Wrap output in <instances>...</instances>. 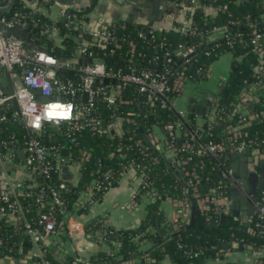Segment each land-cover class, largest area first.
<instances>
[{
	"label": "trees",
	"instance_id": "1",
	"mask_svg": "<svg viewBox=\"0 0 264 264\" xmlns=\"http://www.w3.org/2000/svg\"><path fill=\"white\" fill-rule=\"evenodd\" d=\"M181 2L190 4L189 0ZM9 3L10 0H0V4L5 5L0 9V16L8 18L17 11L21 15L19 27L27 28L30 35L37 36L41 48L57 56L60 61L71 60L78 47L81 27L67 24L63 16L52 21L41 11L32 10L24 0H13L10 6ZM210 6H213V10L209 9ZM70 12L71 15L75 14ZM187 14L190 22L183 31L178 29L179 23L171 27H155L149 22L133 24L115 21L105 25L111 33L106 41L88 37V34L86 37L90 40L89 47L94 54L106 60L108 67L122 71H129L131 67L160 71L162 68L178 66L177 69H182L184 73L194 74L195 80L206 74L204 71L196 73L197 68H205L220 54L229 52L230 71L220 91L213 100L208 101L202 113L195 115L187 112L186 118H177L171 109L161 107L159 97H155L153 104H150L137 86L131 83L120 90L122 98L127 102L109 106L103 97L95 99V114L102 118L108 132L99 133L88 126L67 131L66 123L46 124L44 127L41 134L43 142L64 144L74 158H78L82 150L90 152L89 158L79 166L77 181L66 178L67 188L62 192L66 212L57 215L56 223L60 238H66L64 230L68 216L81 218L85 212L83 192H87L91 200H99L110 186L117 183L124 168L134 170L139 176V193H145L147 189L143 185L145 179L150 181L158 193L155 199H151L150 195L147 197L145 213L135 227L118 229L98 219L85 221V231L93 234L97 232L95 238L107 245L109 250L98 249L90 253L86 261L78 264H124L142 255L149 257L143 264H162L164 258H169L172 264H235L221 259L220 245L224 240L236 243L238 248L242 246L256 252V264H264V224L256 226L254 216L243 225L227 222L213 224L219 220V212L213 205L209 210L201 211L195 197L196 191L200 195L209 193L218 197L230 192V179L223 177L221 172L224 168H231L235 153L228 149L217 154L197 153L196 149L202 148L209 139L221 141L227 124L232 127L238 125V113L242 112L239 109L241 91L248 90L253 94L258 89L253 111L264 109V53L258 51L249 38L253 26L264 29V0H197ZM75 16L85 20L82 14ZM53 23L57 31L48 38L47 26ZM214 27L223 30L215 37L206 36ZM139 31H143L144 35L140 36ZM179 43L194 44L197 49L192 64L187 63L185 68L179 66L182 63V56L177 49ZM63 76L76 80L77 73L65 69ZM168 81L171 84L172 78ZM11 113L10 108L6 109V119L0 120L2 151L5 150L3 141L12 140L16 147H23L27 137L20 118L11 116ZM207 114H210V119H207ZM127 117H132L133 122L126 121ZM180 121H183L179 128L181 133L176 135L175 127L174 138L162 131L165 124L175 125ZM188 128L197 129L200 135L190 141L189 149L176 154V158L189 157L181 167L167 158L168 153L163 145L154 141L150 133H159L169 140L173 139L175 143L179 139L183 143L188 140L184 133ZM241 131L240 139L252 138L264 147V115L258 122L242 127ZM70 137L74 140L70 141ZM17 156L15 151L14 158ZM131 159L135 161L127 167ZM105 172H111L113 178L106 189H98L94 184ZM58 180L56 173L50 178L51 183H57ZM37 187L38 181H34L29 187L18 191V197L25 208V218L34 229L38 228L39 213L47 202V197L44 198V205L35 201L34 191ZM165 198L182 199L189 208L188 218L179 221L175 228L171 227L162 208ZM192 210L193 221L186 227ZM31 247L29 235L23 222L15 218V212L2 214L0 259L16 261ZM44 248L51 264H70L69 260L73 258L68 255L62 261L45 245Z\"/></svg>",
	"mask_w": 264,
	"mask_h": 264
},
{
	"label": "built area",
	"instance_id": "2",
	"mask_svg": "<svg viewBox=\"0 0 264 264\" xmlns=\"http://www.w3.org/2000/svg\"><path fill=\"white\" fill-rule=\"evenodd\" d=\"M186 1L188 2V0ZM189 3L183 4L185 6V17L179 22L180 25L177 26L181 31L185 30L187 25H189L190 18L186 13L192 8V4L197 3V0H189ZM4 6V4H0V9ZM71 8L73 9L74 7L70 3L63 4L61 16L67 20V24L79 26L78 18L75 16L76 13L71 15ZM217 8H221V6ZM20 16L17 11L13 12L11 17L8 18L0 16V120L6 119V109L10 108L12 110L11 116L19 117L27 132L23 147H16L14 142L9 140L2 142L4 151L0 148V162L4 159H15V151L22 150V165L24 168L23 173L17 179L10 181L9 190L0 194V217L4 213L11 214L15 212V218L23 222L25 231L29 235L32 245L31 249L34 248L30 256L31 263L51 264L50 259L46 255L44 242L57 231V215L66 212L62 197V192L67 188L64 165L76 162L80 166L89 158L90 152L82 150L80 156L74 158L64 144L43 142L41 134L45 125L66 123L68 124L67 131L88 126L99 133H106L108 132V127L104 125L102 118L95 114V99L103 97L109 106L127 102V100L122 98L120 90L131 83L137 86L138 91L146 96V101L150 104H153L155 97H159L161 107L171 109L177 118H186L187 111L178 108L175 100L176 96L181 92L184 83L195 80V75L184 73L182 69H177L178 66L162 68L160 71L151 69L137 70L135 67H131L129 71H122L121 69L108 67L106 60H102L94 54L89 47L91 44L90 40L86 37V34H88V37L92 36L94 39L101 38V40L106 41L111 37L110 31L106 27L95 31L81 27L78 34V47L74 51L73 57L71 60L60 61L57 56L38 45L39 39L37 36L31 39L35 40L31 45L24 38L14 33V29L20 24ZM47 30V37L50 38L57 31V27L53 23L47 26ZM212 30H217V27ZM149 31L151 32L152 30ZM139 35H144V32L139 31ZM226 37L229 39L228 35ZM249 38L258 51L263 49L264 29H260L257 25L253 26ZM36 40H38V43H35ZM177 49L182 56V63L179 66L185 68L187 63L192 64V59L197 54L196 46L194 44L179 43ZM211 64H208L205 68H197L195 72L204 71L205 75H207L211 70ZM65 69L76 72V80L71 79L69 76H63ZM6 76L7 79H5ZM104 78H107L108 82H104ZM169 78H172L171 84H169ZM8 82L12 85L13 96L20 110L19 114L9 102L11 95L7 88ZM37 88L40 90L39 93L35 92ZM84 92L87 93L86 99H83ZM253 94L248 90L241 91L239 94V109H242V112L238 113V125L232 127L231 124H227L224 127L226 133L221 141L209 139L202 148L196 149L197 153L209 152L217 154L228 149L236 155L253 147H261L252 138H239L242 136V127H247L252 123L253 119L258 118L260 120L264 115V109L253 111V108L249 110L246 107ZM206 117L210 119V114H207ZM126 121L133 122V118L127 117ZM182 122H177L175 125L171 123L165 124L162 131L174 138V128L177 127L175 131L176 135H179L181 133L179 128L182 126ZM117 123L120 124L118 121ZM184 133L187 135L188 140L183 143L179 139L175 143L173 139L169 140L163 135L159 136L156 134L157 136L153 137L151 135L153 140L163 145L168 155L172 156L170 160L181 167H183L189 157L184 159L176 158V154L189 149L190 141L195 140L200 135L197 129L194 128H188ZM73 140L74 138L70 137V141ZM137 141L139 142V139ZM63 149H67L66 154L62 153ZM141 151L143 152L144 149L142 148ZM134 161L135 159H131L127 167L132 166ZM126 170L127 168H124L120 174ZM54 173L59 178L57 183L50 182V178ZM221 173L223 177L230 179L231 187L233 183L232 168H224ZM112 178L111 172H105L94 185L98 189H106ZM34 181H38V187L34 191L35 201L44 205V198L47 197L45 207L39 213L38 228L36 229L26 220L24 205L18 197V191L26 186L29 187L31 182ZM143 185L147 187L145 193L148 196L150 195L151 199H155L158 196L157 190L148 179L144 180ZM194 190H196L195 186ZM218 193L221 192L219 191ZM228 195L229 193L218 197L214 194L206 193L200 195L199 192H195L197 205L201 211L209 210L211 205L216 209L215 205L219 200L227 198ZM253 203L255 225L262 226L264 224V184L256 193ZM185 206V213L188 215L189 208L187 203H185ZM175 209L176 214L171 224L173 228L177 227L178 222L181 221L179 218L184 215L183 209ZM74 219L73 215H69L65 225L68 228L75 248V254L69 260L70 264L86 261L87 258L85 259L84 252H87L88 243L91 242L87 241L88 233L85 230L81 232L70 231V222ZM243 224H245V221L240 220L238 222V225ZM96 234L97 232L93 234L94 237ZM94 242H97L96 238ZM135 260L138 261V264H143V262L149 260V257L142 255L139 258L130 259L124 264H135Z\"/></svg>",
	"mask_w": 264,
	"mask_h": 264
},
{
	"label": "crops",
	"instance_id": "3",
	"mask_svg": "<svg viewBox=\"0 0 264 264\" xmlns=\"http://www.w3.org/2000/svg\"><path fill=\"white\" fill-rule=\"evenodd\" d=\"M24 1L32 10L41 11L52 21L61 17L62 5L65 3H70L78 10H87L90 7L89 11L82 14L85 16V20L78 19V21L80 24L79 27L94 31L105 28V25L115 21L127 22L129 17L132 18V22H149L156 27L174 26L185 17V6L181 2H178L181 0H95V2H93V0ZM157 6L160 11L156 15L152 16L155 17L152 20L148 19V15H152L153 8ZM209 9L213 10V6H210ZM155 22L157 23L156 25L154 24ZM262 26H264V18ZM14 33L19 36L21 35L23 38L26 37L28 39L26 42L31 45L33 44L32 42L35 41L31 40L34 35H30L28 33V29L23 28L22 26L19 27L18 25L14 29ZM259 51L262 54L264 53L263 49ZM230 61L231 56L229 52H223L216 60L213 61L211 64V70L207 75H204V77L197 80L184 83L181 92L176 96V106L187 112H193L195 115H199L200 111H203L208 106V101L213 100L215 94L220 91L222 82L230 71ZM5 79H7V76ZM156 134L159 135V133H151L152 137L157 136ZM248 150L251 154L244 155L243 160L246 161L245 157L253 159V162L247 160L248 169L249 166L250 169H253V167L258 165V163L264 162V147H253ZM17 153V158L8 160L4 159L0 162V194L7 192L9 190L8 185L10 181L17 179L24 171L22 165L23 151L21 152L20 150ZM167 158L170 160L172 156L169 154ZM20 163L22 168L19 167ZM79 168V164L76 162H70L64 165L66 178L70 181L76 182L80 174ZM236 169L239 170V165ZM250 169L249 173L252 172ZM139 181V176L135 173V171L129 169L120 174L117 183L110 186L102 194L99 200H90V198H88V193L83 192L86 209L81 218L74 217L75 219L70 222V231H84V222L92 219L102 220L118 229L137 226L145 213V203L148 200V195L146 193H139ZM249 197L250 196L247 195V198ZM231 200H226V198L220 199L215 205V210L218 212L224 210V219L226 220L227 218L233 217L230 214L232 211L230 207L231 203H234V206L235 203H237L239 217L242 218L240 220L244 221L245 217L249 214L244 208L245 201L237 199L230 202ZM185 203L186 202L184 200L177 198H165L163 200L162 208L166 218L171 224L173 223V219L176 214L175 208L180 210L183 209L184 215L181 216V221L188 218L185 213ZM253 214L254 210L249 215L253 216ZM64 231L66 233L65 239L62 237L60 238L58 236V231H56L44 242V245L62 261L66 260L68 255L73 256L75 254L74 244L69 235L68 228L66 227ZM88 240L91 242L88 243L87 256L92 252H96L98 249L109 250V247L101 241L94 242L87 236V241ZM225 241L226 245L224 247L220 246V252L222 253L221 259H223V261H232L235 264H256V252H252L248 248L241 246L238 248V246L231 241L224 240L222 242ZM33 250L34 248L30 249L23 256L20 255L16 261L0 259V263L12 262L13 264H32L30 256ZM135 262V264H138L137 260H135ZM161 263L172 264L169 258H164Z\"/></svg>",
	"mask_w": 264,
	"mask_h": 264
},
{
	"label": "water",
	"instance_id": "4",
	"mask_svg": "<svg viewBox=\"0 0 264 264\" xmlns=\"http://www.w3.org/2000/svg\"><path fill=\"white\" fill-rule=\"evenodd\" d=\"M12 2H13V0H10L9 6L12 4ZM93 2H95V0H93ZM89 10H90V7L87 10H78V9H75V8L71 9V11L76 13V14H83V13L89 11ZM159 11H160V9H159L158 6L154 7L153 10H152V15H148L147 18L152 20L153 18H155V17H152V16L156 15ZM127 23L136 24L135 22H132V18H130V17L127 19ZM154 24L156 25L157 23L155 22ZM222 30L223 29L211 30L208 33H206V36L215 37ZM24 39L26 41L28 40L26 37H24ZM36 43H38V40H36ZM103 81L104 82H108V79L104 78ZM7 88H8L9 94L11 95V97L9 99V102L12 104L13 109L19 114L20 110H19V107H18V105L16 103V100H15V98L13 96V88H12V85H11L10 82L7 83ZM39 91H40L39 88L35 89L36 93H39ZM258 94H259V90L256 89L254 91V94L250 97V101L246 105V107L249 110H251L254 107V103L257 101ZM86 97H87V93L84 92L83 99H86ZM75 98H77V97H75ZM201 112L202 111H200V113ZM258 121H259V119L256 118V119L252 120V123L253 122H258ZM19 151H20V149H19ZM21 152H22V150H21ZM62 153L66 154L67 153V149H63ZM247 154H249V155L251 154V152L248 149L244 150V151H242L240 153H237L232 158L231 167H232V172L235 175H233V185H231V187H230V192H229V195L227 196L226 200L241 199V200L245 201V207L244 208L250 214L254 210V203L253 202H254V199H255V196H256V191L259 188H261L263 186V184H264V162L258 163V165L253 167V169L252 168L250 169V166L248 165L249 169L252 171L251 173H249V169L247 167V164H248L247 160L253 162V159L250 158V157L249 158L245 157L246 161H243L244 160V155H247ZM238 165H239V170L236 169V167ZM247 195L250 196V197L247 198ZM232 200L230 202H232ZM230 207L232 209L230 214L233 217L232 218H227L225 220L224 219L225 211L221 210V211H219L220 212L219 220L217 222H213V224H220V223L225 222V221L227 223H230V224L231 223H238L240 221V219H242V218L239 217V210L237 209L238 204L235 203V206H234V203H231ZM249 214L247 215V213H246L247 216L245 217V220H244L245 223H248L251 220V218H252V216H250ZM192 221H193V210L191 211V214H190V217H189V223L186 224V227H188V225L191 224ZM243 228H245V226H243ZM225 245H226V241L222 242L220 246L224 247ZM236 246H237V244H236Z\"/></svg>",
	"mask_w": 264,
	"mask_h": 264
},
{
	"label": "rangeland",
	"instance_id": "5",
	"mask_svg": "<svg viewBox=\"0 0 264 264\" xmlns=\"http://www.w3.org/2000/svg\"><path fill=\"white\" fill-rule=\"evenodd\" d=\"M19 167L22 168L21 163L19 164ZM187 216H188V215H187ZM179 219H180V218H179ZM87 236H88L89 239H91V240H93V241L95 240V237H94L93 233H88ZM87 254H88V252H84V257H86ZM70 256H72V255H70Z\"/></svg>",
	"mask_w": 264,
	"mask_h": 264
},
{
	"label": "flooded vegetation",
	"instance_id": "6",
	"mask_svg": "<svg viewBox=\"0 0 264 264\" xmlns=\"http://www.w3.org/2000/svg\"><path fill=\"white\" fill-rule=\"evenodd\" d=\"M259 190V189H258ZM258 190L256 191V193L258 192Z\"/></svg>",
	"mask_w": 264,
	"mask_h": 264
}]
</instances>
